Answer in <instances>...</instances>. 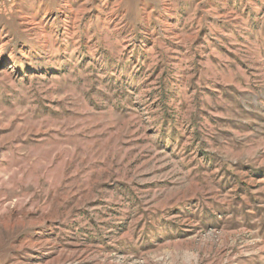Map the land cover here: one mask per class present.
Segmentation results:
<instances>
[{
  "label": "rangeland",
  "instance_id": "obj_1",
  "mask_svg": "<svg viewBox=\"0 0 264 264\" xmlns=\"http://www.w3.org/2000/svg\"><path fill=\"white\" fill-rule=\"evenodd\" d=\"M0 264H264V0L0 5Z\"/></svg>",
  "mask_w": 264,
  "mask_h": 264
},
{
  "label": "built area",
  "instance_id": "obj_2",
  "mask_svg": "<svg viewBox=\"0 0 264 264\" xmlns=\"http://www.w3.org/2000/svg\"><path fill=\"white\" fill-rule=\"evenodd\" d=\"M11 3H16V0H0V5L11 7Z\"/></svg>",
  "mask_w": 264,
  "mask_h": 264
},
{
  "label": "crops",
  "instance_id": "obj_3",
  "mask_svg": "<svg viewBox=\"0 0 264 264\" xmlns=\"http://www.w3.org/2000/svg\"><path fill=\"white\" fill-rule=\"evenodd\" d=\"M215 110H216V108H215Z\"/></svg>",
  "mask_w": 264,
  "mask_h": 264
}]
</instances>
